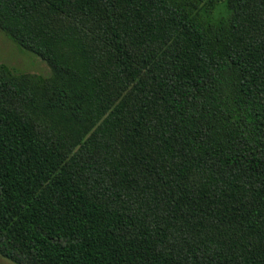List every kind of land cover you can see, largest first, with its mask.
<instances>
[{
  "label": "trees",
  "instance_id": "1",
  "mask_svg": "<svg viewBox=\"0 0 264 264\" xmlns=\"http://www.w3.org/2000/svg\"><path fill=\"white\" fill-rule=\"evenodd\" d=\"M43 59L0 66V255L264 264V0H0Z\"/></svg>",
  "mask_w": 264,
  "mask_h": 264
},
{
  "label": "rangeland",
  "instance_id": "2",
  "mask_svg": "<svg viewBox=\"0 0 264 264\" xmlns=\"http://www.w3.org/2000/svg\"><path fill=\"white\" fill-rule=\"evenodd\" d=\"M0 66L6 67L15 75L28 74L42 81L51 77L48 64L35 54L15 44L0 30ZM0 264H14L0 255Z\"/></svg>",
  "mask_w": 264,
  "mask_h": 264
}]
</instances>
